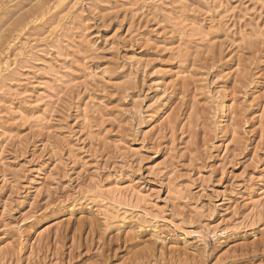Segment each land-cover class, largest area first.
I'll use <instances>...</instances> for the list:
<instances>
[{"label":"rangeland","instance_id":"374dc122","mask_svg":"<svg viewBox=\"0 0 264 264\" xmlns=\"http://www.w3.org/2000/svg\"><path fill=\"white\" fill-rule=\"evenodd\" d=\"M0 3V264H264V0Z\"/></svg>","mask_w":264,"mask_h":264},{"label":"bare ground","instance_id":"6f19581e","mask_svg":"<svg viewBox=\"0 0 264 264\" xmlns=\"http://www.w3.org/2000/svg\"><path fill=\"white\" fill-rule=\"evenodd\" d=\"M157 1H158V0H157ZM9 2H10V1H9ZM4 3H5V2H3L2 4H4ZM77 3H78V2H77ZM0 4H1V3H0ZM73 4H76V3H73ZM78 4H79V3H78ZM4 5H5V4H4ZM76 5H77V4H76ZM76 5H72L70 8L77 7ZM2 6H3V5H2ZM2 6H0V7H2ZM1 9H2V8H1ZM69 10H70V9H68V11H69ZM76 10H77V9H76ZM60 11H61V10H60ZM59 13H60V12H59ZM60 14H61V13H60ZM58 15H59V14H58ZM69 15H70V13H69ZM67 16H68V15H67ZM67 18H68V17H67ZM55 19H56V18H55ZM55 19H54V20H55ZM65 20H66V19H65ZM55 21H58V20H55ZM60 21H61V19H60ZM51 23H55V22H51ZM55 24H56V23H55ZM50 25H51V24H50ZM56 25H58V22H57ZM59 25H61V24H59ZM51 26H52V25H51ZM60 27H61V26H60ZM50 28H51V27H50ZM50 28H49V29H50ZM63 28H64V27H63ZM58 29H59V28H57V30L55 31L56 34L58 33V32H57ZM48 31H49V30H48ZM47 33H48V32H47ZM47 33H46V35H47ZM50 33H52V32L50 31ZM40 34H41V33H40ZM42 34H44V32H43ZM42 34H41V35H42ZM53 34H54V33H53ZM61 34H62V33H61ZM41 35H39V37H42ZM59 35H60V34H59ZM63 35H64L65 37H67V38H66V40H67V39H68V35H65V34H63ZM63 35H62V37H63ZM44 36H45V35H44ZM44 36H43V38H44ZM54 36L56 37V35H53V37H54ZM47 37H48V36H47ZM53 37H52V38H53ZM62 37H61V38H62ZM49 38H51V36H50ZM49 38H48V39H49ZM56 38H57V37H56ZM14 39H15V38H14ZM21 39H22V38H21ZM34 39H35V38H34ZM36 39H38L37 41L39 42V39H41V38H36ZM53 39H54V38H53ZM62 39H63V38H62ZM62 39H60V42H61V41L63 42ZM16 40H18V41H16ZM24 40H25V39H24ZM26 40H27V38H26ZM31 40H32V39H31ZM42 40H43V39H42ZM45 40H46V37H45V39H44L43 41H45ZM56 40L58 41V39H56ZM64 40H65V39H64ZM19 41H21V40H20V39L18 38V36H17V39H15V40L13 41V44L11 45V46H13L14 50H16V52H15L14 54H12V55H11V54H10V55H7V58H6V59L0 61V78H2V79L4 78V79L2 80V84H0V91H3V90H2V87H4V86L6 85L5 83H7V82H6L7 80H8V81H9V80H10V81L15 80L16 77L14 78V77H10V76H12V75L15 76L16 74H19V75H20V74H21V73H19L20 70L26 67V65H24V64H20V63H19L20 58L23 57V56H24V57L26 56V53H27V52H26V51H27L26 48H27L28 51H30V52H35V51L37 50V48H36V50H34V48H35L36 45H35V46H32V45L30 46V45H29V46H30V49H29V46L26 45V42H21V43H20ZM35 41H36V40H35ZM43 41H42V42H43ZM10 42H12V41H10ZM29 42H30V41H28V43H29ZM31 42H32V41H31ZM31 42H30V44L33 43V42H32V43H31ZM84 42H85V41H84ZM19 43H20V45L18 46L17 44H19ZM34 43H35V42H34ZM34 43H33V44H34ZM36 43H37V42H36ZM8 45H10V44H8ZM11 46H9V49L11 48ZM13 48H12V49H13ZM14 50H13V51H14ZM33 50H34V51H33ZM30 52H29V53H30ZM29 53H28V56H29L30 58H32V59H35V57H34L35 55H32V53H31V54H29ZM47 53H48V52H47ZM33 54H34V53H33ZM50 54H51V53H50ZM46 56H47V55H46ZM54 56H55V55H54ZM50 57H51V55H50ZM1 58L3 59V57H1ZM21 71H22V70H21ZM5 72H6V74H5ZM9 72H10V75L7 76V73L9 74ZM4 76H5V77H8V78H5ZM9 77H10V78H9ZM0 80H1V79H0ZM4 81H5V82H4ZM0 93H1V92H0ZM42 98H43V97L41 96V97H39L38 100H40V99H42ZM116 190H117V189H116ZM119 190H120V189H119ZM119 190H117V191H115V192L113 191L114 195H115V193H119V192H121V190H120V191H119ZM125 190H126V191H129L130 189L126 187ZM119 194H120V196L122 195V193H119ZM124 195H125V194H124ZM124 195H123V196H124ZM98 196H99V195H98ZM102 196H103V195H102ZM102 196L100 195V197H102ZM123 196H122V197H123ZM260 196H263V197H264V190L260 192ZM124 197H125V196H124ZM115 198H116V197H115ZM117 198H118V200H115V199H114V200H115V201H118V204L122 205L123 202H120L121 200H119L121 197L117 196ZM102 199L105 200L106 198L102 197ZM141 199L143 200V198H141ZM141 199H138V200H141ZM138 200H137V201H138ZM142 200H141V201H142ZM115 201H114V202H115ZM258 201H259V200H257L256 202L254 201V202H255V205H254V206H257V207L259 206L260 202L258 203ZM115 203H116V202H115ZM115 203H113V204H115ZM118 204H117V205H118ZM123 204H124V203H123ZM110 206H111V205H110ZM108 210H109V209L107 208L106 211H108ZM120 210H121L120 208L117 209V210H115V211L112 210V211H113L112 216H111L112 218H111V217H110V218H111V219H113V218H118L119 220H120V218H121V219H122L121 221H124V219H127L128 216H126L125 214H123V213H125L126 211H125V212H124V211L121 212V213H122V214H121V213L119 212ZM112 211H111V209L109 210L110 213H111ZM118 212H119V213H118ZM105 213H106V212H105ZM105 213H104V214H105ZM131 214H132V213H131ZM108 215H109V214H108ZM128 215H129V214H128ZM109 216H110V215H109ZM109 216H108V218H109ZM129 217H130V216H129ZM128 219H129V218H128ZM130 219H131V218H130ZM56 223H57V222H56Z\"/></svg>","mask_w":264,"mask_h":264}]
</instances>
